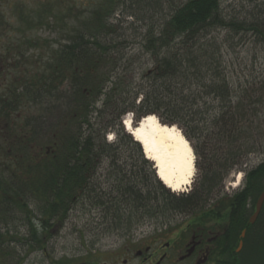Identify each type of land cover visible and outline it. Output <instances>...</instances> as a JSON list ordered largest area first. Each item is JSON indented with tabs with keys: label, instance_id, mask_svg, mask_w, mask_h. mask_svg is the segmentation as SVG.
<instances>
[{
	"label": "trees",
	"instance_id": "trees-1",
	"mask_svg": "<svg viewBox=\"0 0 264 264\" xmlns=\"http://www.w3.org/2000/svg\"><path fill=\"white\" fill-rule=\"evenodd\" d=\"M95 1L96 9L90 12L89 18L76 24L75 20L68 27L71 35L64 40V44L58 43L56 48L49 51L41 69L33 77L21 80L17 89L5 92L3 106L6 119L9 115L18 114L19 108L24 107L36 109L37 116L34 119L25 118L20 126L15 127L16 134L6 133L9 135L5 137L6 140L10 142L16 136L18 144H10L14 145L12 150L14 147L17 150H13L15 159L10 158L5 163L8 166L3 170L4 176L15 177L19 184L18 191H13L8 183L3 185L4 197L0 198V203L4 204V209L0 210L3 225L7 226L12 214H21L30 229L29 242L39 247L42 241L34 230L37 219L43 222L45 231L42 233H46L61 222L71 210L70 206L81 198L94 194L91 200H99L97 203H100L93 182L100 166L108 165L106 171L111 188L106 195L112 205L110 212L113 222L117 226L124 224L129 229L136 220L144 217H165L172 213H198V223L207 222L209 218L227 219V233L230 234V226L235 223L241 227L233 234L232 243L235 245L241 229H246L245 238L241 240L243 264H257L258 259L264 257V204L255 225L260 230L259 242L253 236L252 227L247 226L249 211L245 205L247 198L251 197L253 208L264 189V161L260 164L257 192L246 190L242 197L236 194L226 202L218 200L208 204L215 188L221 185L233 166L240 164L241 156L249 151L250 140H253L252 148L264 150V141H261L264 137V82L258 84V91L252 90L247 94L242 90V96L237 97L230 90L225 77L213 73L210 62L216 59L214 55L206 56L208 63L203 68L207 70L202 74L200 60L190 50L191 44L214 29L227 28L235 34H244L258 32L255 25L246 26L234 20L225 22V18L221 17L220 0H187L173 9L161 32L156 36L148 34V46L144 49L155 61L153 69L144 75L148 85L141 90L133 88L130 97L123 102L121 99L128 94L130 86L123 87L120 81L111 82L116 69L112 53L114 45H104L98 40L101 33L109 32L107 22L112 14L113 2ZM46 4L43 14L19 16L18 26L28 31L43 28L45 16L51 8L49 3ZM65 18L61 17L62 20ZM45 26L48 27V24ZM177 45H181L184 51L179 54L172 52ZM9 47L12 52L22 56L21 46ZM0 62L4 65V62ZM215 62L219 67L220 61ZM209 72L213 75L209 79L211 83L206 84L203 78L210 75ZM194 82L204 90V96H211L220 105L217 116L211 118V114L206 119L207 109H210L206 104H203V111L195 110ZM65 89L69 93L66 99L68 93ZM97 102H101L100 109L96 108ZM126 113H131L135 124L144 117L156 116L162 125L184 128V137L188 141L189 133H192L190 130L193 133L199 130V126L193 125L206 119L209 123L202 130L211 129L219 141L216 142L218 149L211 157V165H215V169L205 174L201 186L189 194L176 196L170 193L157 179L153 164L144 158L140 145L120 126V118ZM94 115L101 120L100 124L93 121ZM249 117L255 119V127L251 124L247 127ZM259 119L262 121L259 122ZM107 130L121 137L118 146L129 150L127 156L118 153L120 148L115 143L105 141ZM257 137L259 141H256ZM38 139L42 143L35 150V141L40 142ZM8 141L6 145H9ZM115 165L141 166L136 167V172L128 174L124 167ZM249 188H253L252 182ZM35 200L42 204L33 213L26 202ZM120 214L125 216L123 223H120L123 217ZM230 248L232 251L234 246Z\"/></svg>",
	"mask_w": 264,
	"mask_h": 264
},
{
	"label": "rangeland",
	"instance_id": "rangeland-1",
	"mask_svg": "<svg viewBox=\"0 0 264 264\" xmlns=\"http://www.w3.org/2000/svg\"><path fill=\"white\" fill-rule=\"evenodd\" d=\"M186 1L112 0V14L107 22L109 32L98 35V40L104 45H114L112 53L115 58L116 69L113 72L115 77L111 82L120 81L123 87L130 86L128 94L124 95L121 101H125L130 97V91L133 88L141 90L147 87L148 81L144 78V75L153 69L155 65L152 55L144 49L148 46V34L156 36L161 32L169 17H171L173 9L183 5ZM46 3H49L51 8L49 14L44 15L46 19H44V23L46 21V24L43 28L28 31L22 26H18L19 16L25 17L31 13H34L35 16L43 14L47 6ZM96 6L97 2L95 0H0V60L4 62V65L0 62V67H3L4 70L3 77L0 76V87L3 86L5 92L17 89V84L21 80L33 77L41 69V64L47 60L49 51L59 44H64V40L71 35L68 27L73 25L75 20L76 24L88 19L90 12L96 9ZM220 8L222 10L221 17L225 18V22L234 20L242 22L246 26L255 25L261 35L258 32L235 34L227 28H217L210 31L206 36L199 37L195 43L191 44L190 50L200 60L202 65L199 66L202 74H205V70H207L203 68L208 63L205 60L206 56L214 55L213 57L216 59L210 62V67L214 69L213 73L217 72L220 76H224L230 90L234 92L233 94L241 97L242 90L247 91V94L251 93L252 90L258 91V84L264 82V0H220ZM61 17L66 18L62 20ZM47 24L48 27L45 26ZM33 44L34 46L37 44V48H32L34 47ZM11 45L21 46L22 56L12 52L9 47ZM182 49L181 45H177L171 51L179 54L184 51ZM218 60L220 61L219 67L215 64V61ZM209 73L210 75H206L208 78H203L206 80V84L211 83L209 79L213 74ZM110 88L109 86L108 89ZM65 92L68 93V90L65 89ZM192 92L196 96L197 105L195 110L200 109V111H203V104H206L210 107V109H207L206 119L211 114V118L217 116L220 111V105L217 104V101H214L211 96H204V90L198 88V84L195 82ZM245 94L243 95L245 96ZM68 95L69 93L65 99ZM251 96L253 97V94ZM100 106L101 102H97L96 108L100 109ZM24 108H19L18 114H12L9 119H5L4 123H1V125H6V131L11 129L12 123V128H15L20 126L25 118L34 119L37 116L36 109ZM97 115H94L93 121L100 124L101 120L98 119ZM127 118L131 119L132 127L135 128L139 125V123L135 124L133 122L131 113L124 114L120 118V126L125 134L127 133L123 122ZM206 119L199 122L198 125L195 123L193 126H199V130L197 133L190 130L192 132L189 133L190 140L186 139L194 155V177L186 191L182 193H172L170 191L176 196L187 195L199 188L208 172L215 169V165H211V157L213 152L218 149L216 142L219 141L216 140L211 129L202 130L207 127L208 121L206 122ZM261 121L259 119V122ZM254 122L255 119L249 117L247 127L250 124L254 126ZM98 127L100 128V126ZM174 127L184 137V128ZM131 139L133 140L132 137ZM38 141L40 140L38 139ZM105 141L109 144L115 143L114 145L118 146L121 137L117 136L116 132L107 130ZM256 141H259L258 137ZM261 141H264V137ZM35 142L34 147L37 150L42 142H37V140ZM252 143L253 140L248 142L249 151L241 156L239 165H258L264 161V150L254 146L252 148ZM2 144L0 143V145ZM140 148L142 150L141 146ZM6 149V146L2 147L0 155H3ZM120 149H118V153L120 152L123 157L129 154V150L125 147ZM132 154L134 153L132 152ZM119 166L124 167V171L131 174L134 171L136 172V167L141 165ZM154 166L153 164L152 168L156 175ZM107 168L108 165H101L93 182L95 194L100 196V203H97L99 200H91L95 196L94 194L89 198H81L70 206L71 210L67 212L66 217L60 220L61 222H57L58 224L56 223L46 233H42L41 220L37 219L38 222L35 223L34 230H36L37 237L42 241L39 247H35L29 242L30 229L22 219L21 214L15 213V217L11 216L7 226L1 225L0 222V264H43L45 262L41 261L42 259L51 257H77L85 260L93 256L100 260L109 257L112 253H118L121 251L119 249L122 246H136L140 242H148L156 233H160L161 245L168 240L173 231L185 227L192 220L194 221L195 217L190 218V214L172 213L165 217H144L136 220L129 229H126L123 226L124 224L117 226V223L113 222L110 212L112 205L106 195L111 188ZM233 169L235 171L236 167L233 166L231 170ZM145 171H147L146 168ZM228 174L221 185L215 188L211 202L208 205H211L217 199L225 198L226 195L236 193L239 189L242 174L237 172L233 175H231L232 172H228ZM239 175L238 185L234 187ZM26 203L29 205V211L33 213L37 208L40 209L42 204L37 200ZM120 215L123 216L120 223H123L125 216L124 214ZM195 216H197V213ZM221 223L223 222L221 221ZM190 224L204 226L208 224V220L203 223ZM257 264H264V257H260Z\"/></svg>",
	"mask_w": 264,
	"mask_h": 264
},
{
	"label": "flooded vegetation",
	"instance_id": "flooded-vegetation-1",
	"mask_svg": "<svg viewBox=\"0 0 264 264\" xmlns=\"http://www.w3.org/2000/svg\"><path fill=\"white\" fill-rule=\"evenodd\" d=\"M0 69V76L3 77V67H0ZM0 88V143H3L2 145H0V149L2 147L4 148V146L7 147L4 154L0 155V198H3L4 195L2 192L4 191L3 185L5 183L10 184L13 188V191H18V180L15 177L5 178V174L3 171L4 169H6V166H8L5 165V163L8 162L7 160H9L10 158L11 160L15 159L14 151L16 148L14 147L13 151L11 147H13L16 143L18 144V142L16 141V136L15 139H12L10 142L5 139L6 136H9L5 135V132L8 134H16V130L15 128H12L13 123L10 126L11 130L7 131L5 129L7 128L6 125H1V123H4L6 116L4 114L3 106L5 101V90L3 86H1ZM7 119H9V117ZM7 141L9 145H6ZM11 143H14V145H10ZM260 164L235 165V171L234 169L229 170V173L232 172L231 175H233V173L235 172L242 174L240 187L236 191V193L232 195H226L225 198L217 199L216 201L225 200L226 202L229 199H232L236 194H239L242 197L246 190L247 192H250L251 190H253V193L257 192L259 190L260 184ZM251 182L253 184V188L250 189L249 186ZM251 202V197H248L245 209L249 211V217L246 223L247 226L252 227L251 230H253L254 238L257 242H259L260 230L255 226L258 217L253 224L249 223L255 208V204L252 208ZM2 204L3 203H0V210L4 209V204ZM213 212L216 213V211H212V213ZM0 213H2V211H0ZM14 214H12L13 217H15ZM197 216H199L198 213ZM197 216L192 213L190 218L195 217V219L190 223H198L196 220ZM221 221L223 223H221ZM0 222L1 225H3V221L0 220ZM189 224L183 228H179L177 231H173L168 240L161 245L159 239L160 233H156L159 235L155 234L154 237H152L148 242H140L136 246H122L119 249L121 251H119L118 253H112L109 257H105L100 260L94 258L93 256H90V259L85 260L77 257H51L44 258L41 261L45 262L43 264H224L226 262L230 264H243L244 254L242 251L244 248L241 240L245 238L246 229H241L240 235L238 237L239 241L235 245L234 243H232L233 234L236 230H239L241 228L237 225V223H235L233 226H230V234L227 233L229 229L227 219L217 220L209 218L208 224L204 226ZM40 228L42 232L45 231L42 221H40ZM242 233H244L243 238H241ZM230 239H232V241H229ZM233 246L234 249L232 248V251L229 250L231 249L230 247ZM93 254L95 255L96 253Z\"/></svg>",
	"mask_w": 264,
	"mask_h": 264
},
{
	"label": "bare ground",
	"instance_id": "bare-ground-1",
	"mask_svg": "<svg viewBox=\"0 0 264 264\" xmlns=\"http://www.w3.org/2000/svg\"><path fill=\"white\" fill-rule=\"evenodd\" d=\"M123 126L126 133L142 147L145 158L155 165L157 178L167 190L182 193L189 188L194 177V155L186 139L174 126L161 125L154 116L144 117L135 128L131 119L127 118ZM239 180L240 175L234 187Z\"/></svg>",
	"mask_w": 264,
	"mask_h": 264
},
{
	"label": "water",
	"instance_id": "water-1",
	"mask_svg": "<svg viewBox=\"0 0 264 264\" xmlns=\"http://www.w3.org/2000/svg\"><path fill=\"white\" fill-rule=\"evenodd\" d=\"M263 203H264V189L261 192V194L259 195L258 199L256 200L254 213H253V215L249 221L250 224H253L255 222L256 218L258 217V215L262 209ZM243 237H244V233L241 234V238H243Z\"/></svg>",
	"mask_w": 264,
	"mask_h": 264
}]
</instances>
